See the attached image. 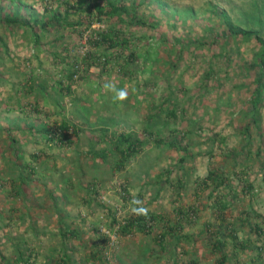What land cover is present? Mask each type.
Segmentation results:
<instances>
[{"label": "rangeland", "instance_id": "1", "mask_svg": "<svg viewBox=\"0 0 264 264\" xmlns=\"http://www.w3.org/2000/svg\"><path fill=\"white\" fill-rule=\"evenodd\" d=\"M135 1L155 27L120 24L128 47L91 44L118 18L89 27L75 7L37 42L0 20V264H264V100L254 123L255 70L240 68L258 45L224 59L220 15L255 28L264 0ZM16 2L21 18L66 8L0 0V16ZM63 120L76 133L51 138ZM121 132L145 144L115 171L105 138Z\"/></svg>", "mask_w": 264, "mask_h": 264}, {"label": "trees", "instance_id": "2", "mask_svg": "<svg viewBox=\"0 0 264 264\" xmlns=\"http://www.w3.org/2000/svg\"><path fill=\"white\" fill-rule=\"evenodd\" d=\"M64 5L66 6V8L64 9L65 11L63 14L59 12L58 9H54L49 11V16L47 17V19H44L41 16L36 17L33 12H30V14H28L26 17L21 18L19 15L20 6L25 9L28 8H26L27 6L25 4L23 5L16 2L13 5L12 13L1 15L0 20L6 24L18 23L23 27H30L32 38L35 42H37L40 38V33L36 31L34 26H37L39 30L44 32L48 31L49 29L52 30L58 25L62 27L75 25V23L68 20L70 14L69 11L71 8L74 9V7L76 10H78V12H86V16L89 17L87 24L89 27L92 24L93 16H95L97 21L99 22H104L105 19L109 20L113 17H116L118 18L117 24H113V22H110L111 25L108 28H104L103 30H101V32H98V34L97 32L92 31L95 36H93V40H90L89 42L94 45H99L102 43L107 47L122 46L126 44L127 47L129 46L131 38H129L128 36L127 39L124 38L123 36H121V30L120 32L119 30H116L121 27L120 24L122 23H126L127 27L129 25H146L153 28L155 27V22H149L147 19L139 16L137 12L138 4H136L135 0L127 2V5L123 3V0H75L72 3L69 0H65ZM83 5H85L84 8H82ZM263 8L264 5H262L260 8L256 7L252 12L255 15L256 13L259 14V12L263 10ZM215 9L216 8L214 7L213 10ZM220 15L224 21V24L226 25V29L228 30V32H226L223 36L224 42L222 44V57H224V59L230 61V59L232 58V54L230 53V51L234 49V47L232 46L240 41L249 40L251 38L258 45L257 51L254 53L253 58H251V62L248 63L249 65L247 67H240L245 71V73L247 72L248 75H251V68H254L255 70L253 80L254 86L249 98L250 106L247 109L249 110L248 114L252 122L255 123L257 120L256 116L258 110L260 109V106L262 105L264 100V23L261 21L259 15H256L257 20H255L256 22H253L256 23V27H245L243 25L235 23V21L230 16H228L225 10H220ZM125 17H127V19H125ZM31 19L33 21H30ZM77 23H81L80 20L77 21ZM216 37L218 38V36ZM0 43L6 51V42L1 40ZM224 43L227 45H225ZM1 59H3L2 54H0V60ZM106 60L107 59H105V61ZM71 76L72 74H70L68 77L71 78ZM36 86L38 88H44V86L40 84H36ZM169 114L174 116V111L170 110ZM70 129L72 130V132L74 130V133H76V128H71L70 124L63 120L51 134L53 135L51 138L63 140L64 138L68 137L67 133ZM105 142L109 145L108 149H110V152L113 155L111 166L115 171H119L120 169H122L129 160L137 155L142 146L145 144L144 141H141L138 137H135L132 132H121L117 135L114 134L113 138H105ZM171 145H174L177 149H182V147L177 146L174 142H171ZM94 156L100 157L103 161L108 162V160L106 159V151L103 149L96 152L94 151ZM209 173H212V171H210ZM209 176L212 175L209 174ZM221 181L222 180H220L219 183H221ZM143 220L144 217L141 215L131 218L127 221L126 225H123V231L129 232L130 228L132 227H138V229L143 228Z\"/></svg>", "mask_w": 264, "mask_h": 264}, {"label": "clouds", "instance_id": "3", "mask_svg": "<svg viewBox=\"0 0 264 264\" xmlns=\"http://www.w3.org/2000/svg\"><path fill=\"white\" fill-rule=\"evenodd\" d=\"M126 96V93L124 91H120L117 93V98L118 99H124ZM134 203H139V201H134ZM135 212H137L138 214L143 213L146 214L147 209L145 208H138V209H134Z\"/></svg>", "mask_w": 264, "mask_h": 264}, {"label": "crops", "instance_id": "4", "mask_svg": "<svg viewBox=\"0 0 264 264\" xmlns=\"http://www.w3.org/2000/svg\"><path fill=\"white\" fill-rule=\"evenodd\" d=\"M41 89H44V88H41ZM48 106H50V103H47Z\"/></svg>", "mask_w": 264, "mask_h": 264}, {"label": "built area", "instance_id": "5", "mask_svg": "<svg viewBox=\"0 0 264 264\" xmlns=\"http://www.w3.org/2000/svg\"><path fill=\"white\" fill-rule=\"evenodd\" d=\"M150 225V224H149Z\"/></svg>", "mask_w": 264, "mask_h": 264}]
</instances>
